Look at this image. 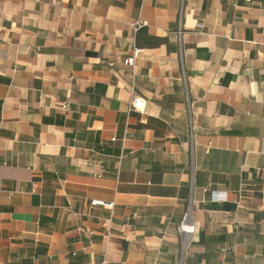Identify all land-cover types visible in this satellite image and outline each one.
<instances>
[{
    "label": "crops",
    "instance_id": "obj_1",
    "mask_svg": "<svg viewBox=\"0 0 264 264\" xmlns=\"http://www.w3.org/2000/svg\"><path fill=\"white\" fill-rule=\"evenodd\" d=\"M182 2L0 0V264H264V0Z\"/></svg>",
    "mask_w": 264,
    "mask_h": 264
},
{
    "label": "built area",
    "instance_id": "obj_2",
    "mask_svg": "<svg viewBox=\"0 0 264 264\" xmlns=\"http://www.w3.org/2000/svg\"><path fill=\"white\" fill-rule=\"evenodd\" d=\"M245 3L250 4L252 0H242ZM184 3V0L183 2ZM182 6V5H181ZM141 23H137L135 25V28L138 29L140 27ZM135 55L139 54V50L135 51ZM135 62V56L131 57L130 59L126 60L124 64L126 66H133ZM136 104H134V108L138 109L139 106L141 105L142 101L140 99L135 100ZM63 109H67V106H64ZM128 135V134H127ZM190 138H193V129L191 130L190 133ZM226 197H224V194L221 192H214L212 195V200L216 202H221L225 200ZM92 205L95 206H100V207H106L110 210H113L115 207V204L112 202H106V201H93L91 202ZM195 205V202L190 201L189 207L187 212L185 213L183 220L180 222V225L178 227V233L180 234V254H179V259L178 263L179 264H188L187 259L191 250V246L194 242V238L196 236V223L194 220V217L192 215V208ZM225 251V250H224ZM102 264H107L103 262Z\"/></svg>",
    "mask_w": 264,
    "mask_h": 264
},
{
    "label": "trees",
    "instance_id": "obj_3",
    "mask_svg": "<svg viewBox=\"0 0 264 264\" xmlns=\"http://www.w3.org/2000/svg\"><path fill=\"white\" fill-rule=\"evenodd\" d=\"M222 84L226 85L227 83H226V81H225V80H223V83H222ZM227 208H229V209H235V206H233V205H230V206H228Z\"/></svg>",
    "mask_w": 264,
    "mask_h": 264
}]
</instances>
